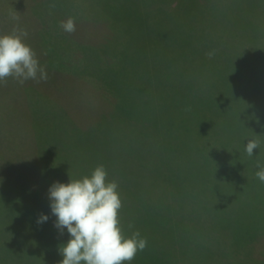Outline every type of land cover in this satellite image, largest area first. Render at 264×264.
Returning <instances> with one entry per match:
<instances>
[{
  "label": "rangeland",
  "instance_id": "obj_1",
  "mask_svg": "<svg viewBox=\"0 0 264 264\" xmlns=\"http://www.w3.org/2000/svg\"><path fill=\"white\" fill-rule=\"evenodd\" d=\"M40 1L0 0V34L16 26L26 30L25 42L48 74L46 82L28 80L21 85L8 78L0 84V264H59V248L69 239L67 230L61 234L50 217L37 223L39 212L15 191L38 187L48 191L53 182L73 179L66 163H60L68 160L66 146L95 142L100 146L96 131L104 127V120L99 117L114 106L116 117L106 125L115 132L128 119L143 124L155 121L172 139L181 130L191 134L175 149L169 164H159L164 172L174 171L179 181L204 173L199 165L228 162L224 151L220 156L211 153L218 146L224 150L221 137L230 134L228 130L264 127V0H213L210 5L197 0H77V8L71 5L63 12ZM12 15L19 20L11 19ZM68 17L76 23L71 34L56 21ZM79 39L101 46L76 43ZM63 64L71 65L62 68L69 75L58 73ZM29 85L61 106L55 112H47L55 108L45 103L37 107L26 91ZM122 109L128 112L123 122ZM241 110L243 117L248 112L251 125L241 120ZM181 116L183 126L178 125ZM71 118L88 125L82 129L83 137L71 139L70 132L60 130L64 140L53 145L51 138L58 128L52 127L64 120L71 127ZM196 129L204 138L205 129L220 131V139L207 151L199 149L193 140ZM55 156L59 158L51 159ZM169 175L166 172L171 182ZM246 180L249 183L241 180L239 186L248 191L202 194L208 209L197 212L212 240L190 228L194 222L190 211L148 202L149 191L134 198V205L145 217V212L156 211L159 226L171 221L172 237L162 235L157 248L176 263L181 256L194 258L188 252L197 240L206 252L202 257H218L221 264H264V187H253ZM185 186L190 189L189 182ZM43 191L35 200H49ZM158 192L156 201L164 194L175 199L170 191ZM152 241L147 240V245Z\"/></svg>",
  "mask_w": 264,
  "mask_h": 264
},
{
  "label": "trees",
  "instance_id": "obj_2",
  "mask_svg": "<svg viewBox=\"0 0 264 264\" xmlns=\"http://www.w3.org/2000/svg\"><path fill=\"white\" fill-rule=\"evenodd\" d=\"M76 1L77 0H73L72 2H68L67 0H46L45 2L51 3L52 6L55 7L54 10L60 9V11L63 12V10H68L71 5L76 6ZM197 1L201 2L202 4L210 5L213 0ZM40 2H37L36 5L38 6ZM163 6H165V4ZM77 7L78 5L76 8ZM42 18L46 19V16ZM56 21L59 25L61 19ZM39 22H41V20H39ZM33 29H35L37 32L41 30L38 29V27H34ZM75 41L76 43H84L91 45L92 47L101 46H99V44L93 43L91 40L86 39H79ZM101 63L103 64L104 60ZM110 65H112L111 62ZM67 66L71 65L63 64L61 66V71L58 73L67 74L63 72L64 70L62 69ZM26 91L28 95H30V100L35 104H38L36 105L37 107L45 103L46 105L55 108L45 109L47 112H55L56 108H59L57 105L60 104L61 106V102H56L54 98H49V96L46 97L43 93L31 87V85L27 87ZM32 91L34 93L30 94ZM147 101L148 99L146 102ZM40 110L41 109H35L34 111ZM115 112L116 107L114 106L110 111L102 114L101 117H99L100 119L104 120V127L102 128V126H100L96 131L97 141L101 142L100 146H97L96 142L93 144L83 143L78 147L77 145L70 143L65 148V153L67 152L69 154L68 160H61L60 163H66L67 168L71 173L74 174L73 179L90 175L92 170L97 165L102 164L107 170L108 179L115 180L118 183V192L120 193V198L122 201V207L118 212V218L120 220L123 233L126 236H131L133 232L138 231L141 237L146 238L147 240L156 236L155 239L149 245H147L143 251L137 253L135 259L131 261L130 264H167V261L169 264H221V260L218 257H202V255H204L206 252L202 253V249L200 248L201 243L197 240L191 243L190 250L188 252L189 254L192 253L194 258L190 255H186V257L181 256L179 263H176L177 259L160 255V252L157 248V246H159L162 241L160 237H162V235H170V237H172L170 234L171 221L167 219L168 223L163 222V224L167 226L154 228L155 232H153L146 222L143 224L142 222L146 219H157L155 215L156 211H154V213L145 212L147 213L146 217L141 215L138 212V206L134 205V198H141V196L144 195L143 191H149L145 194L147 196L146 200L148 202H153L154 204H165L166 206H179L181 208L179 210L181 211H190L191 213L189 214H192L190 215L191 218H194L192 219L194 222L189 223L190 228L199 236L201 235L202 238L205 236L206 239L212 240L207 224L200 221L202 220V217L197 212V210L204 211V209H208L206 200L202 199V194L205 191H248L247 187L245 188L244 185L239 186L241 180H243L244 183H249L246 179L254 183L253 187L257 185L264 187V183H261L255 176V172L258 170L256 168V161L260 160L264 162V127L258 128L259 130L251 129V127L250 129L244 130L241 128V130L231 129L232 132L228 130V133L230 134H226V137H221L224 150H222L219 146L216 149L211 150V153L217 156H220L222 151H224V155H228V162L225 163L224 166H221V164H213L211 166L199 165L201 168L206 170L204 173L190 178L189 181L186 179H180L179 181L178 177L174 174V171H172V174L171 169H166L164 172L162 170L163 167H159V164H169L167 162L170 161V156H175V149L180 146L179 144L188 141L191 138V134H189V132L187 133L185 130H181L177 132L175 137L172 135L174 138L172 139L168 137L167 133L163 131L161 127H157L155 125V121H147V123L143 124L142 121L129 122L128 119V123H126V125L121 128L120 131L115 132L113 128L109 129L106 125L107 122H109L111 125L114 118L116 117ZM242 113L243 110L239 112L241 120L251 125L248 112L246 111L244 117ZM126 116H128V112H126L125 109H122V122L124 121L123 117ZM180 118L181 120L178 122V125L183 126L185 118L184 116H181ZM71 119V127L65 126V120L61 125L55 124L52 127L53 129H59H54L56 137L55 135H52L51 143L53 145V142L64 140L62 139V136H59L60 130H62L65 134L66 132H70L71 139H73V137H76V139H79V136L83 137L82 129L84 126L88 125H83L82 123L77 124L73 118ZM232 120L234 121V117ZM96 123L99 122L97 121ZM219 132L220 131L205 129L206 138H204L203 132L196 129V136L195 138L193 137L194 143L199 147V149H205L207 151L209 147L211 149V147L215 145V141L220 139ZM254 136H258L261 144L257 150H254V155L249 157L244 150L245 144L247 143L248 139L253 138ZM143 151L146 153V155H143ZM59 156H55L51 159H55L56 157L59 158ZM100 158H102V161ZM130 158L131 161L129 160ZM167 158L168 160H166ZM97 159L98 162L96 161ZM49 164L50 163L48 162V167H50ZM128 164L132 167H137L136 171L134 172L129 170L130 168ZM54 167L53 169H49V173L54 170ZM128 170L131 173H129ZM166 172L168 175L171 174L169 175L170 178L172 176L171 182L167 179ZM187 182H189L190 189L186 188L185 186ZM37 191H43V189L38 187ZM130 191L141 192H137L135 194V192ZM158 191H170V195L175 199L172 200L169 196L164 194L158 201H156V197L159 196ZM15 192L19 194V191ZM45 193L48 197V191H45ZM38 215L40 214L38 213ZM52 216V219L55 220V216ZM185 217V215H182V218ZM209 227L212 231L215 229L212 228L210 224ZM221 231H223V229ZM214 236H216V234H212V237ZM207 260L209 262H207ZM125 264H128V262H125Z\"/></svg>",
  "mask_w": 264,
  "mask_h": 264
},
{
  "label": "clouds",
  "instance_id": "obj_3",
  "mask_svg": "<svg viewBox=\"0 0 264 264\" xmlns=\"http://www.w3.org/2000/svg\"><path fill=\"white\" fill-rule=\"evenodd\" d=\"M11 19L18 21V15ZM66 33L76 31L75 19L68 17L60 22ZM28 33L19 26L7 34H0V84L8 78L21 85L28 80L47 81L48 74L32 47L25 42ZM213 55L208 53L209 58ZM258 136L247 140L245 152L252 157L260 147ZM256 178L264 183V162L257 160ZM49 207L55 216L54 227L69 239L59 248V264H130L138 252L147 247V239L138 231L131 236L123 233L118 212L122 207L118 183L108 179L106 168L97 165L90 175L69 179L67 183L53 182L48 189ZM48 215L41 213L37 223L47 222ZM131 227V225H130Z\"/></svg>",
  "mask_w": 264,
  "mask_h": 264
},
{
  "label": "crops",
  "instance_id": "obj_4",
  "mask_svg": "<svg viewBox=\"0 0 264 264\" xmlns=\"http://www.w3.org/2000/svg\"><path fill=\"white\" fill-rule=\"evenodd\" d=\"M45 193V191H43ZM36 194H38L39 196H41L40 191H19V195L22 197V200L27 201L28 205L31 206L32 208H35L39 214L43 213L45 215H48L51 219L53 218L51 212H50V207H49V203L50 201L45 199V201L41 200L39 198H34V196H36ZM46 194V193H45ZM133 205V204H132ZM146 222L148 224V226L154 231V228H157L160 226L158 225V221L157 219H146L142 222V224ZM162 227V226H161ZM156 236L152 237L151 239L148 240H154Z\"/></svg>",
  "mask_w": 264,
  "mask_h": 264
}]
</instances>
